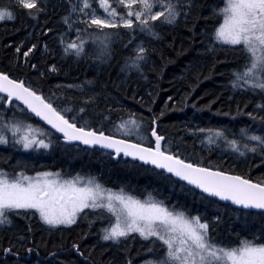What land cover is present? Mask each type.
Instances as JSON below:
<instances>
[{"label":"trees","instance_id":"obj_1","mask_svg":"<svg viewBox=\"0 0 264 264\" xmlns=\"http://www.w3.org/2000/svg\"><path fill=\"white\" fill-rule=\"evenodd\" d=\"M38 2L43 3L46 11L33 18L16 0H0V5L10 7L15 15V19H7L0 25V70L40 86L46 95L56 93V103L61 107L71 104L75 109L83 103L84 96L95 94V103L87 106V115L94 125L102 123L106 131L119 119L126 118L130 111L134 112L143 120L139 132L147 137L146 143L152 141L151 118L155 114L158 132L164 136L163 146L174 152L179 149L182 158L200 161L205 166L211 162L221 169L243 172L252 178L264 177L261 150L246 152L238 159L233 156L236 152L231 147L225 145L226 149L222 150L223 140L207 143L204 134L188 131L219 127L231 139L240 128L251 127L252 117L246 113L254 112L258 116L260 111L255 106L264 101L261 93L234 89L230 83V70L242 63L243 53L232 50L225 53L222 49L214 53L208 49L210 33L218 19L213 9L221 6L222 0H195L197 7L187 16L181 12L174 23H158V37L137 32L135 38H131L121 30L118 37L111 38V55L103 61L95 59L96 48L91 40L85 41L82 56L63 53L58 34L64 33L65 39L71 40L77 36L75 28H83L77 19L79 13L72 12L71 7L78 0ZM66 15L70 16L71 29L62 19ZM45 28L51 30L45 32ZM137 40H143L148 49L143 72L124 67L125 58L132 54ZM20 41L24 42L22 49L36 43L30 62L45 70L43 77L16 61L14 46ZM50 63L57 65V72H47ZM60 83L83 84V88L58 90L55 86ZM237 105L242 111H237ZM161 109L163 115H160ZM44 130L49 134L51 149L43 152L44 156L39 155L36 162L45 157L42 164L46 168L91 176L107 188L123 189L141 199L151 194L170 208L199 214L209 221L210 235L215 240L230 243L243 237H256L264 242V213L222 203L150 166L123 157L115 160L112 154L96 148L67 144L51 131ZM132 136L137 138L136 132ZM215 217L220 219L215 220ZM13 221L12 225L0 228V264H125L126 258L132 259L133 264H141L148 257L159 256L158 244L153 246L154 252H147L148 242L137 235L135 239L129 237L120 242L101 240L97 231L101 221L89 227L87 220H80L76 225L55 229H49L35 218L29 222L13 216ZM29 223L30 237L21 240V236L29 235L26 232ZM77 241L83 256L71 247ZM9 244L13 245L12 252L4 253L2 249ZM28 247L33 251L28 252Z\"/></svg>","mask_w":264,"mask_h":264},{"label":"snow or ice","instance_id":"obj_2","mask_svg":"<svg viewBox=\"0 0 264 264\" xmlns=\"http://www.w3.org/2000/svg\"><path fill=\"white\" fill-rule=\"evenodd\" d=\"M94 2L103 10L102 13L92 7ZM16 3L33 18L46 11L38 0H16ZM71 7L72 12L79 13L77 19L83 28H75L77 36L71 40H66L64 33L58 34L63 53L82 56L85 54V41L91 40L96 48L95 59L103 61L111 55V38L118 37L121 30L131 38H135L137 32L158 37V23H174L181 12L187 16L197 5L195 0H78ZM213 14L218 19L210 33L208 49L214 53L222 49L225 53L232 50L244 55L242 63L230 70L232 87L264 93V0H222V5L215 7ZM6 18L15 19L13 10L0 7V21ZM62 19L71 29L70 16ZM50 30L44 29L45 32ZM23 43L20 41L14 46L16 61L28 65L43 77L45 70L30 62L36 43L22 49ZM43 48L47 50V44ZM147 56L144 41L137 40L132 54L125 58L124 67L129 71L136 69L143 72L142 64ZM57 71L55 63L47 64L48 73ZM55 87L58 90L79 89L83 88V84L60 83ZM171 99L168 97V100ZM95 100L96 95L93 94L84 96L83 103L75 109L71 104L61 107L56 103V93L46 95L40 86H34L9 71L0 70V144H8L10 134L13 144L24 149L49 147L51 141L45 130L32 124L26 117L20 118L16 114L19 110L21 114L30 113L42 118L62 134L64 141L101 145L114 150L117 156L123 153L138 157L201 189L209 194V198L218 197L243 209L261 210L264 213V177L252 178L243 172L221 169L211 162L205 166L200 161L182 158L178 154L179 149L174 152L162 146L164 136L155 127V114L151 118L153 126L150 128L154 141L145 142L147 137L139 132L143 120L131 111L106 131L102 123L94 125L87 115V106L94 104ZM18 102H22V105ZM4 105L12 108L5 109ZM255 107L264 111V105ZM9 110L13 111V115L7 117L4 113ZM163 111L161 109L160 115H163ZM237 111H242L239 105ZM246 114L264 121V115L257 116L254 112ZM103 118L108 119L107 116ZM134 131L137 138L132 136ZM188 131L204 134L203 138L209 143L223 140L241 156L246 152L255 153L258 149L264 155V132L256 133L248 126L239 129V139L236 138L237 134L230 139L225 130L219 127ZM105 212L110 215L107 217L108 224L100 230L101 240L120 242L129 237L135 239L134 234H138L148 242L147 252H154L153 246L159 245L162 255L148 257L141 264H264V242L256 237H243L230 243L215 240L210 235L212 229L207 219L199 214L191 215L184 210L170 208L151 194L141 199L123 189L107 188L94 177L78 174L64 176L60 170L29 174L23 167L12 172L0 167V228L12 225L13 216L23 217L29 222L35 218L49 229L73 226L80 220H87L91 227L93 220L105 219ZM31 231L29 223L26 229L29 235L20 239H28ZM84 235L88 233L84 232ZM71 247L80 256L84 255L79 241ZM12 249L13 245L9 244L2 250L11 253ZM27 251L32 252V247H28ZM16 255L19 256V253ZM125 264H133L132 259L126 258Z\"/></svg>","mask_w":264,"mask_h":264},{"label":"rangeland","instance_id":"obj_3","mask_svg":"<svg viewBox=\"0 0 264 264\" xmlns=\"http://www.w3.org/2000/svg\"><path fill=\"white\" fill-rule=\"evenodd\" d=\"M1 2H3V1H1ZM0 7H4V6H2V3L0 5ZM92 7L96 8L97 12H99V13L103 12L102 9L97 7V4L95 2L92 4ZM118 11H119V9H118ZM251 92H253V91H251ZM253 93L258 94L260 92L256 91V92H253ZM261 94L264 97V93H261ZM258 104L259 105H264V101H260ZM3 107L5 108V105ZM10 111L11 110L6 111L4 113L5 116H9ZM258 111H260V110L258 109ZM260 115H264V111H260L258 116H260ZM251 120L252 121L250 122V125H251L250 129L252 131H254L256 133L264 132V121H261L259 119H253V118ZM32 124L36 125L35 123H32ZM133 133H135V131ZM46 134L49 137V134L48 133H46ZM238 136L239 135L237 133V136H236L237 139H239ZM244 142L245 141H241V143H244ZM207 143H209V142L207 141ZM214 143H216V141ZM225 145H226L225 143H224V145H221L222 150L226 149ZM50 149H51V144L49 145L48 148H44L43 146H41L39 148L24 149L22 146L14 145L12 140H11V135L9 134V143L8 144H0V167L6 168L9 172L19 171V168L23 167L29 174H31L33 172H36V171L52 170L50 168H46V166L42 164L45 157H43L40 161H38L39 163L36 162V160L39 157V155H43L44 156L43 152L49 151ZM233 153H235V152H233ZM233 153H231V154L233 155ZM233 156L235 158L241 159L240 158L241 155L239 153H237V152ZM52 171H56V170H52ZM60 172H61V175H64V176H75V175H77V174H74L75 172L69 173V174H66V173H64L62 171H60ZM79 172L80 173H84V174H91L89 172H82V171H79ZM72 174H74V175H72ZM104 215H105V219H103V220H101V219L93 220L94 221L93 225L94 224L97 225L98 221L99 222L101 221L100 227L98 228V226H97V231H98L99 235H101V232H100L101 228L108 224V218L107 217L110 214L105 212ZM5 227H8V226H5ZM134 235L138 236V234H134ZM158 255H162V250L161 249L158 252Z\"/></svg>","mask_w":264,"mask_h":264},{"label":"water","instance_id":"obj_4","mask_svg":"<svg viewBox=\"0 0 264 264\" xmlns=\"http://www.w3.org/2000/svg\"><path fill=\"white\" fill-rule=\"evenodd\" d=\"M18 103H20V104L22 105V102H18ZM24 107H26V106H24ZM32 115L35 116L34 114H32ZM35 118H36L38 121H40L43 125H45L48 129H50L52 132H54L55 134H57V135H59L60 137H62V134H61V133H59L56 129L52 128L51 125H48L47 122H46V121H43L42 118H40V117H35ZM155 127H156V126H155ZM156 129H157V127H156ZM152 139H153V141H154V137H152ZM63 141H64V140H63ZM64 142H65V143H68V144H79V145H82V146H85V147H89V148H99V149H101V150H104V151H107V152L112 153L113 156H114V159H118V158H120V157H123V158H125V159H130V160H133V161L139 162V163H141V164H144V165L150 166V167H152V168H154V169H156V170H158V171H160V172H164V173H166V174L172 176L173 178H175V179H177V180H180V181L184 182L185 184L189 185L187 181H183L181 178L176 177L174 174L169 173V172H167V171L164 170V169H161V168H159V167H157V166H155V165H152L150 162L141 161V160H139L138 157L125 156L123 153H121L119 156H117V155L114 154V150L104 148V147L101 146V145H85V144H83L82 142H78V141H72V142L64 141ZM163 143H164V140L162 141V146H163ZM189 186L195 188V186H193V185H189ZM195 189H197L198 191H200L201 193H203V191H202L201 189H198V188H195ZM203 194L209 197V194H207V193H203ZM215 199H218L219 201L224 202V203H229V202H230V201H223V200H221V199L218 198V197H216ZM230 203H232V202H230ZM234 206H235L236 208L243 209L242 206H237V205H234ZM244 210H246V209H244ZM250 211H261V210L251 209Z\"/></svg>","mask_w":264,"mask_h":264},{"label":"flooded vegetation","instance_id":"obj_5","mask_svg":"<svg viewBox=\"0 0 264 264\" xmlns=\"http://www.w3.org/2000/svg\"><path fill=\"white\" fill-rule=\"evenodd\" d=\"M5 20H2V21H0V25L2 24V22H4ZM7 106V105H6ZM10 106V105H9ZM10 107H12V106H10ZM20 118H28L29 120H30V122H32V123H35L36 125H38L39 126V124H38V122L35 120V118H33V117H31L30 115H27L26 113H23V114H21L20 112H19V110H17V113H16ZM13 115V112L12 111H10V113H9V116H7V117H10V116H12ZM40 127V126H39Z\"/></svg>","mask_w":264,"mask_h":264},{"label":"bare ground","instance_id":"obj_6","mask_svg":"<svg viewBox=\"0 0 264 264\" xmlns=\"http://www.w3.org/2000/svg\"><path fill=\"white\" fill-rule=\"evenodd\" d=\"M155 126L158 128L157 124H155ZM158 131V129H157ZM35 158V157H34ZM36 159V158H35ZM31 160V159H30ZM24 163V162H23ZM17 164V163H16ZM230 203V202H229ZM232 204V203H231ZM233 205V204H232ZM234 206V205H233ZM94 222V221H93ZM93 224V223H92Z\"/></svg>","mask_w":264,"mask_h":264}]
</instances>
